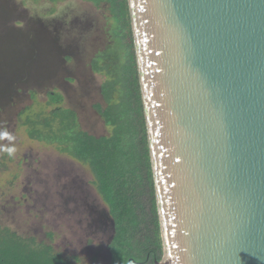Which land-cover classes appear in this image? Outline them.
<instances>
[{
  "label": "water",
  "instance_id": "1",
  "mask_svg": "<svg viewBox=\"0 0 264 264\" xmlns=\"http://www.w3.org/2000/svg\"><path fill=\"white\" fill-rule=\"evenodd\" d=\"M161 264H264V0H128Z\"/></svg>",
  "mask_w": 264,
  "mask_h": 264
},
{
  "label": "rangeland",
  "instance_id": "2",
  "mask_svg": "<svg viewBox=\"0 0 264 264\" xmlns=\"http://www.w3.org/2000/svg\"><path fill=\"white\" fill-rule=\"evenodd\" d=\"M112 25L108 12L84 0H0V134L11 137L0 136V227L52 244L77 264L111 263L109 209L90 168L31 139L19 114L36 102L43 109L58 92L83 131L108 136L95 108L104 104V76L90 63L110 44Z\"/></svg>",
  "mask_w": 264,
  "mask_h": 264
},
{
  "label": "trees",
  "instance_id": "3",
  "mask_svg": "<svg viewBox=\"0 0 264 264\" xmlns=\"http://www.w3.org/2000/svg\"><path fill=\"white\" fill-rule=\"evenodd\" d=\"M84 1L105 10L113 20L110 44L96 54L91 64L95 73L104 76L101 85L104 104L96 109L111 133L96 137L83 131L77 114L61 105L63 98L58 93L50 95L43 109L37 110L36 102L21 111L19 117L24 118L31 139L53 145L90 168L93 184L114 222L110 264H129L131 257L145 256L153 246L161 250L129 5L128 0ZM77 263L78 258L64 257L55 252L52 244L38 243L35 237L0 227V264Z\"/></svg>",
  "mask_w": 264,
  "mask_h": 264
},
{
  "label": "flooded vegetation",
  "instance_id": "4",
  "mask_svg": "<svg viewBox=\"0 0 264 264\" xmlns=\"http://www.w3.org/2000/svg\"><path fill=\"white\" fill-rule=\"evenodd\" d=\"M73 59V58H72ZM67 61V59L65 58V62ZM92 62L90 63V70H92L93 73H95L92 69ZM85 79L88 78V75L87 73L82 75ZM87 76V77H86ZM76 81V77L74 76H70V77H65L64 78V82H66L67 84H72V82ZM55 93H58V92H51L50 95H54ZM62 96L63 100L65 99V96L61 93H58ZM63 102V101H62ZM97 107V105L95 106V108ZM73 110V109H72ZM74 111V110H73ZM75 113L77 114V112L75 111ZM77 118H78V122L80 124V121H79V116L77 114ZM90 134V133H89ZM92 135V134H91ZM80 162V161H79ZM82 163V162H81ZM84 164V163H83ZM86 165V164H85ZM104 202V201H103ZM105 203V202H104ZM110 215V213H109ZM111 217V216H110ZM112 220V218H111ZM160 222V221H159ZM112 226H113V231L115 233V227H114V222L112 220ZM114 233L110 239V243H109V247H110V244L112 242V239L114 237ZM160 239H161V250H158L156 248V246H153L151 248H149L147 250V252L145 253V256H133L131 257V259L129 260V264H161L162 261H163V258H164V249H163V241H162V237H161V227H160ZM111 252V251H110ZM158 256L160 257L158 259Z\"/></svg>",
  "mask_w": 264,
  "mask_h": 264
},
{
  "label": "clouds",
  "instance_id": "5",
  "mask_svg": "<svg viewBox=\"0 0 264 264\" xmlns=\"http://www.w3.org/2000/svg\"><path fill=\"white\" fill-rule=\"evenodd\" d=\"M0 136H3L4 138L7 139H11V137L7 132L0 134ZM3 151H5L9 156H12L15 153L16 149L13 147H6L3 149Z\"/></svg>",
  "mask_w": 264,
  "mask_h": 264
}]
</instances>
